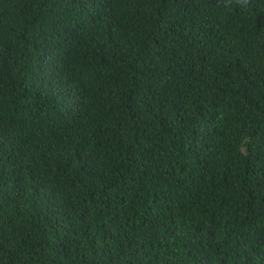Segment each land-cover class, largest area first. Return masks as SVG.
Segmentation results:
<instances>
[{"label": "trees", "instance_id": "trees-1", "mask_svg": "<svg viewBox=\"0 0 264 264\" xmlns=\"http://www.w3.org/2000/svg\"><path fill=\"white\" fill-rule=\"evenodd\" d=\"M0 264H264V0H0Z\"/></svg>", "mask_w": 264, "mask_h": 264}, {"label": "clouds", "instance_id": "clouds-1", "mask_svg": "<svg viewBox=\"0 0 264 264\" xmlns=\"http://www.w3.org/2000/svg\"><path fill=\"white\" fill-rule=\"evenodd\" d=\"M220 3L222 4L223 8L228 10H231L233 7L236 6L243 9L248 6L249 0H220ZM247 142H248V138H245V140L242 142L241 146L238 149L241 155H246V148L244 145H246Z\"/></svg>", "mask_w": 264, "mask_h": 264}]
</instances>
